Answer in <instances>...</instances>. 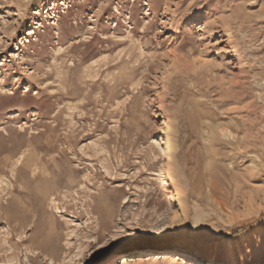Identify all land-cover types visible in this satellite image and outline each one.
I'll list each match as a JSON object with an SVG mask.
<instances>
[{"label": "rangeland", "instance_id": "374dc122", "mask_svg": "<svg viewBox=\"0 0 264 264\" xmlns=\"http://www.w3.org/2000/svg\"><path fill=\"white\" fill-rule=\"evenodd\" d=\"M199 254L264 264V0H0V264Z\"/></svg>", "mask_w": 264, "mask_h": 264}, {"label": "bare ground", "instance_id": "6f19581e", "mask_svg": "<svg viewBox=\"0 0 264 264\" xmlns=\"http://www.w3.org/2000/svg\"><path fill=\"white\" fill-rule=\"evenodd\" d=\"M167 129H168V132L171 131V128L169 126H167ZM221 134H222V136H224L225 138H228V139L235 140L237 138V136L233 132L229 131L228 129L223 130ZM221 134H219V135H221ZM164 145H165L164 147H165V151H166V159L164 162L165 163L164 164V173H165V176L167 177V179L174 181L175 180V171H174L173 165H174V156H175V153L177 151V147H176V142L174 141V139L170 133H168V135L164 138ZM179 253H182V252L180 251ZM168 256L169 255L167 253H156V254L152 255V257H153L152 260H165L168 258ZM192 259L200 260V261L207 260L210 263H213V262L215 263V260L213 257L208 256V255H203V254L193 256ZM196 264H202V263H196Z\"/></svg>", "mask_w": 264, "mask_h": 264}]
</instances>
